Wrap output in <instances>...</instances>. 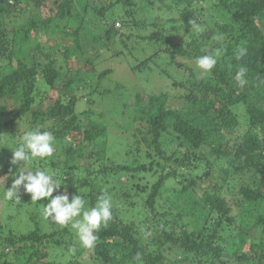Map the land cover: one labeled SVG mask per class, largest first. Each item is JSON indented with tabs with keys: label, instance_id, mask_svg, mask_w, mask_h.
<instances>
[{
	"label": "trees",
	"instance_id": "16d2710c",
	"mask_svg": "<svg viewBox=\"0 0 264 264\" xmlns=\"http://www.w3.org/2000/svg\"><path fill=\"white\" fill-rule=\"evenodd\" d=\"M29 2L0 0V264H262L264 0H109L108 7L94 1L93 12L109 25L97 36V48H88L80 29L67 25L72 16L68 0L53 16L41 21L31 17L10 30L14 13ZM35 2L38 7L40 0ZM40 27L49 37V51H61L60 57L38 42L28 45ZM57 38L71 40V45H60ZM103 40L115 47L108 59L100 52L108 47ZM240 49H246L242 56ZM209 52L217 63L198 80L192 68L197 57ZM40 54L44 61L37 62ZM126 55L142 58L137 61L140 75L159 69L168 75L158 65L161 61L185 71L187 79L173 85L185 90L180 100L190 110L166 107L164 95L151 96L145 108L142 94L136 93L132 114L125 117L138 127L122 142L119 161L107 153L112 146L106 113L95 108L114 88L122 89L109 87L111 65ZM70 59H84L89 68L81 73L84 79L70 70L62 73ZM241 67L246 69L244 86L235 79ZM87 79L97 84V96L77 114L73 91ZM48 98L53 105L39 109ZM121 104L116 107L120 111L129 109ZM30 129L52 133L58 154L44 158L51 168L58 167L54 157H63L61 187L53 197L63 191L71 202L79 195L84 210L101 195L111 198L113 219L101 225L94 248L73 241L71 223L46 226L39 214L29 217L31 228L28 223L26 230L12 228L16 212L33 201L23 185L19 202L4 196L20 171L11 164V151ZM84 151L86 168L74 163ZM213 174L216 182L199 196L198 183Z\"/></svg>",
	"mask_w": 264,
	"mask_h": 264
},
{
	"label": "rangeland",
	"instance_id": "374dc122",
	"mask_svg": "<svg viewBox=\"0 0 264 264\" xmlns=\"http://www.w3.org/2000/svg\"><path fill=\"white\" fill-rule=\"evenodd\" d=\"M70 2V13L71 18L67 19V25L72 27L71 29H80V39L81 41L88 46V48H97V43L95 42L97 36H102L103 31L109 27V25H105V21L102 20L100 17H98L95 12L92 10V5L95 2L105 5L106 7L109 6V0H68ZM66 0H40L39 6L35 7L36 3L35 0H30L29 3H31L30 6L26 7L25 3H22L19 7L20 11L15 12L14 14L16 16L15 23L11 26H8L10 30H12L13 26H19L26 23V21L30 20L31 17L37 20H42L48 17H51L55 14L57 11L59 5L65 4ZM139 9V8H138ZM137 9V10H138ZM151 16V15H150ZM153 18V16L151 17ZM110 24V23H109ZM151 26V25H149ZM117 27V25H116ZM155 28V27H154ZM148 31V30H147ZM146 33V32H145ZM31 40L30 42H27L28 45L32 46L33 43L36 44L37 42L41 47L45 49L46 52L51 53L49 51V37L47 38L42 34V28L40 27L39 30L35 34H31ZM57 41L60 45H71V40L64 39V38H57ZM106 45H108L107 49L101 48V54L103 55V59H108L106 57H109L112 52H114L115 47L111 45L110 43L103 40ZM96 43V44H95ZM117 44V43H116ZM27 45V46H28ZM26 47V45H25ZM24 50V47H22ZM105 49V50H102ZM62 50V49H61ZM52 54V53H51ZM105 54V55H104ZM54 57L58 58L61 55V51L54 52ZM44 56L42 54L38 55L36 58V61H44L42 60ZM52 59V58H51ZM117 64L111 65L113 67L114 73L111 75V82L110 88L113 89L114 86H120L122 89H115L114 91H122V93L116 92L112 90L111 92L113 94H109L102 98L100 107L95 108V111H105V124L108 127V133H109V140L111 144V148L108 149L107 153L112 156L115 160L120 159L121 155H119L117 152L122 154V149H124V146L122 144L123 141L126 140V137L129 138L131 134L133 133V130L135 127H138L137 123H131V120L125 117L126 114H132L129 112V110L133 109L136 93L142 94L143 100H144V106L147 107L148 99L151 96H159L164 95L165 101H166V107H169L174 110H181L184 112H188L190 110V107L187 103L184 101H181L180 98L183 97V94L185 93V90H179L173 85L174 80H181V79H187V75L184 73L185 71H182L181 69L176 70L175 67H167L166 64L162 61L158 63L160 65L161 69L167 72L168 75L162 74L163 72L159 70H155L154 73L149 74L147 76L148 72L147 70L143 71L144 75H140L137 70V61L141 60V57H137L136 59L126 55L125 59L122 60V58H118ZM138 59V60H137ZM107 63V62H106ZM26 64H28L26 62ZM59 64V62H58ZM104 64V63H103ZM63 67V66H62ZM62 69V73H65L67 70L72 71L73 73L76 72L78 74V78L82 80L84 77L82 74H84L85 71H87L86 66H84V59L80 61H75L70 59L67 62L66 69ZM195 78L200 79L204 71L199 69L197 66L194 68ZM82 73V74H81ZM96 76V75H95ZM163 77H166L167 79H163ZM85 83V84H84ZM60 84H57L59 86ZM85 85V86H84ZM97 84H94V81L92 79H88L83 82V85H80L77 87L76 91H73L75 94V99L77 100L78 104L75 109L76 113L79 114L82 111H85L88 108V102L91 98L95 99L97 96ZM124 88V89H123ZM44 95V93H42ZM119 94H122V97L119 99ZM52 97L56 98L57 94L53 93L52 91ZM112 95V96H111ZM182 95V96H181ZM43 97V96H42ZM159 98V97H158ZM123 100V101H121ZM126 101V102H125ZM54 100L51 98H48L47 100H44L39 104V109L46 110L49 106L53 105ZM122 103H126L128 105V108L123 109L120 111L117 109V105H120ZM122 106V104H121ZM124 112L123 115L121 113ZM114 114V117H110L108 114ZM192 115H196L195 111H191ZM128 135V136H127ZM121 139V140H120ZM17 141V140H16ZM13 148V147H12ZM122 148V149H121ZM175 148V147H174ZM120 149V151L118 150ZM14 150V149H13ZM55 153V152H53ZM58 154V151L55 153ZM87 152L84 151L82 158H75L74 163L81 164L82 168H86L88 165L87 160ZM61 158V159H60ZM60 158L54 157V160L58 161V167L51 168L50 162L47 159L44 158H35L30 164L25 165L24 169L25 171H31L35 167H41V170L48 171L50 173H54V176L57 178L58 182L59 179L62 177V168H63V157ZM22 165H15L16 168H19ZM1 167V165H0ZM4 165H2V168ZM95 168L98 167V165H94ZM26 174V173H25ZM216 182V175H212L208 179H204L203 181H200L198 183V190L197 193L200 196L202 194V191L204 188H209L214 185ZM3 179H0V186L3 184ZM117 187V186H116ZM119 189L117 188L118 191ZM62 192H58V195H62ZM42 199L38 201H32L29 204L22 205L21 209L17 211V218L11 221V224L13 225L12 228L14 229H23L26 230L28 227V220L29 217H31L33 214H39V219L43 220V223L46 222V226H49L50 224L57 227L59 225L52 222L50 219H46L44 217V206H46L50 200H45L42 203ZM35 203L40 204V207L35 205ZM3 206L0 203V213L3 211ZM242 211L245 210V208L241 209ZM238 211V210H237ZM1 218V214H0ZM3 220V219H2ZM7 220V216L5 218V221ZM10 220V219H8ZM28 223V224H26ZM44 225V224H43ZM30 228L33 226V224H29ZM76 232V230H74ZM73 241H77L80 244V241L76 236L73 237ZM248 246V245H247ZM247 246H245L244 250L246 251ZM227 264H241L238 261L230 260L227 262ZM264 264V262L262 263Z\"/></svg>",
	"mask_w": 264,
	"mask_h": 264
},
{
	"label": "clouds",
	"instance_id": "9594fccd",
	"mask_svg": "<svg viewBox=\"0 0 264 264\" xmlns=\"http://www.w3.org/2000/svg\"><path fill=\"white\" fill-rule=\"evenodd\" d=\"M195 25V21H190ZM246 49H240L239 55H244ZM217 61L214 55L208 54L196 58V66L204 72H210ZM246 69L241 67L236 73L235 79L240 86H244ZM54 137L49 131L30 129L24 132L19 139V143L12 152L11 164L22 165L17 172L18 178L14 179L10 188L5 189L6 199L19 202L18 191L23 185L24 191L30 194L31 200L38 201L50 198V202L44 206L43 212L46 219H50L57 225L71 227L76 230V235L82 247L86 249L94 248L98 235L96 234L101 225L107 226L113 219V204L110 197L101 195L98 197L94 207L85 209V201L79 195H74L69 202L67 194L53 197L54 191L61 187V184L54 179V173L45 170L25 171V165L30 164L35 158H47L53 154ZM26 173V174H25ZM81 219H74L81 217ZM136 260H140V255H136Z\"/></svg>",
	"mask_w": 264,
	"mask_h": 264
},
{
	"label": "built area",
	"instance_id": "2783aa9c",
	"mask_svg": "<svg viewBox=\"0 0 264 264\" xmlns=\"http://www.w3.org/2000/svg\"><path fill=\"white\" fill-rule=\"evenodd\" d=\"M118 25V24H117Z\"/></svg>",
	"mask_w": 264,
	"mask_h": 264
}]
</instances>
